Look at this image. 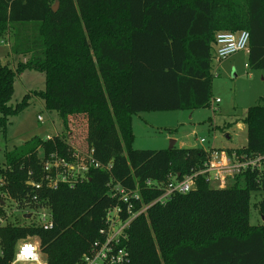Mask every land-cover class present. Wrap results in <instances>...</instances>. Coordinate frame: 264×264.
Returning a JSON list of instances; mask_svg holds the SVG:
<instances>
[{
    "label": "trees",
    "instance_id": "obj_1",
    "mask_svg": "<svg viewBox=\"0 0 264 264\" xmlns=\"http://www.w3.org/2000/svg\"><path fill=\"white\" fill-rule=\"evenodd\" d=\"M244 30L247 66L264 69V0H0V43L9 34L10 54L28 57L15 69L0 60V134L38 98L63 128L84 120L80 151L92 150L103 167L72 188L51 189L44 186L43 163L53 153L71 160L73 144L58 136L33 139L5 153L0 194L12 206L0 198V217L11 208H46L52 228L15 221L0 227V264H9L26 240L38 243L46 264H76L100 239L105 211L119 204L110 194L114 185L139 189L136 211L161 195L145 189L146 181L193 175L190 192L155 203L132 221L122 243L130 264H264V222L249 224L251 195L264 192V176L246 171L215 189L198 175L211 148L131 149L133 115L212 105L215 36ZM27 70L44 75V88L11 106L15 79ZM243 123L246 147L219 151L241 159L264 154V105L249 108ZM257 207L264 218V199Z\"/></svg>",
    "mask_w": 264,
    "mask_h": 264
},
{
    "label": "rangeland",
    "instance_id": "obj_2",
    "mask_svg": "<svg viewBox=\"0 0 264 264\" xmlns=\"http://www.w3.org/2000/svg\"><path fill=\"white\" fill-rule=\"evenodd\" d=\"M10 35L2 37L0 60L3 65L16 68L28 57H14L10 54ZM211 101L218 104L194 111L143 112L131 118V149L137 151H166L170 142L175 149L239 150L246 147L247 130L243 119L249 108L264 105V69L247 67L245 52H239L227 60L218 61L214 57L212 45ZM44 88V75L35 71H25L15 79L11 106L20 103L23 97ZM41 116L43 123L37 120ZM85 122L80 117L71 119L63 128L56 113L45 111L38 98H32L29 106L19 115L10 118L5 134H0V167L4 166V154L33 140H48L60 137L73 144L74 151L85 148ZM201 140L205 142L202 143ZM83 152V151H81ZM39 157L43 154L39 151ZM231 181L229 185H232ZM228 185V186H229ZM1 196V194H0ZM7 206L10 201L0 197ZM264 199V192L251 195L249 224L253 227L263 223L257 204ZM11 220L19 224H30L32 219H23V214L14 208L9 210ZM37 220V218H34Z\"/></svg>",
    "mask_w": 264,
    "mask_h": 264
},
{
    "label": "built area",
    "instance_id": "obj_3",
    "mask_svg": "<svg viewBox=\"0 0 264 264\" xmlns=\"http://www.w3.org/2000/svg\"><path fill=\"white\" fill-rule=\"evenodd\" d=\"M249 39V33L245 30L237 33H218L215 36L214 57L218 61H224L239 52L248 54ZM218 103L219 100L212 101V105ZM37 120L43 123L41 116H38ZM201 142L204 143L205 141L201 140ZM212 149L211 147L204 169L198 174L204 175L211 187L225 189L231 180L246 171L264 176V154L241 159L235 154L229 156L225 151ZM92 155V150L88 153L73 150L71 160L67 161L58 157L56 153L50 154L43 163L44 186L56 189L59 185H67L72 188L78 181L86 180L91 169L103 168L93 159ZM104 169L109 170L108 167ZM195 177L196 175L186 176L179 182L171 178L166 184L146 181L144 184L145 189L157 190L161 195L149 205H142L136 211L134 202H141L139 189L136 187L133 190H126L118 184L114 185L110 189V194L113 198L117 197L119 204L105 211L104 227L98 232L100 239L93 243L90 253L83 255L76 264H130V255L122 246V243L127 240L126 232L132 221L141 214L146 213L155 203L166 204L173 195L190 192L195 187ZM34 186L36 189L41 187L40 184ZM19 212L23 216L31 214L30 219L34 221L32 224L41 227L43 230L52 228V216L46 208L39 211L25 210ZM35 217L37 220L34 219ZM13 221L15 220H11V215L8 212L7 217H0V227ZM9 264H46V260L39 249L38 243L26 240L16 245L13 260Z\"/></svg>",
    "mask_w": 264,
    "mask_h": 264
},
{
    "label": "water",
    "instance_id": "obj_4",
    "mask_svg": "<svg viewBox=\"0 0 264 264\" xmlns=\"http://www.w3.org/2000/svg\"><path fill=\"white\" fill-rule=\"evenodd\" d=\"M56 10V8H54V11ZM174 147V142L173 141H171L170 142V146H169V150L170 149H172ZM0 204H3L2 202H1V200H0ZM31 218V214H26V215H24L23 216V219H30ZM262 220H263V222H264V218H262Z\"/></svg>",
    "mask_w": 264,
    "mask_h": 264
},
{
    "label": "crops",
    "instance_id": "obj_5",
    "mask_svg": "<svg viewBox=\"0 0 264 264\" xmlns=\"http://www.w3.org/2000/svg\"><path fill=\"white\" fill-rule=\"evenodd\" d=\"M247 64V63H246ZM248 67V66H247Z\"/></svg>",
    "mask_w": 264,
    "mask_h": 264
}]
</instances>
